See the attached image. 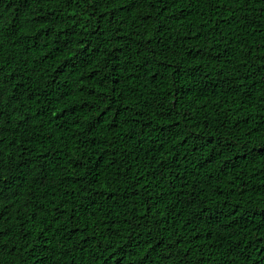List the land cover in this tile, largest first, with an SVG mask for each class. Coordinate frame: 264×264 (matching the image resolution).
Masks as SVG:
<instances>
[{
	"label": "trees",
	"instance_id": "16d2710c",
	"mask_svg": "<svg viewBox=\"0 0 264 264\" xmlns=\"http://www.w3.org/2000/svg\"><path fill=\"white\" fill-rule=\"evenodd\" d=\"M0 264H264V0H0Z\"/></svg>",
	"mask_w": 264,
	"mask_h": 264
}]
</instances>
